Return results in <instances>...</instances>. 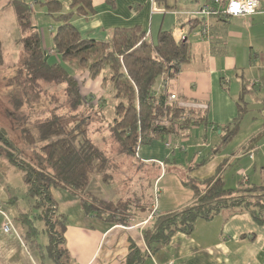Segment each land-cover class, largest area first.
I'll use <instances>...</instances> for the list:
<instances>
[{"label":"trees","instance_id":"1","mask_svg":"<svg viewBox=\"0 0 264 264\" xmlns=\"http://www.w3.org/2000/svg\"><path fill=\"white\" fill-rule=\"evenodd\" d=\"M166 1L154 0V4L164 6ZM68 2V11L65 12L60 0H14L22 33L21 58L16 73L8 80L9 87L26 97L33 90L37 91V86L42 83L64 85L67 104L72 111H79L87 101L91 102L93 111L96 109L94 96L86 99L82 96L76 74H85L92 81L101 78V84L110 88L115 101V116L110 125L113 143L118 146L120 154L134 158L143 167H151L155 175L154 183L149 186L152 189L161 168L141 162L138 150L153 142L164 143L166 147L168 142L174 144L188 137L193 129L210 125L208 110L202 112L179 107L177 102L169 100L172 93L164 87L168 81L177 79L191 62L192 46L186 38L177 40L173 31H161L157 40L151 42L140 27L115 29L106 41L84 38L72 21L76 17L94 15L93 0ZM35 5L45 7L47 15L58 24L56 31L50 29L54 44L51 50L45 49L42 36L33 23ZM207 5L215 7L213 0H207ZM196 17L190 22L191 30L199 28L203 22ZM230 18L220 14L210 20L226 21ZM50 56L59 59L51 63ZM3 63L4 48L0 39V68ZM237 106L233 123L221 129L220 144L207 157L191 164L192 169L205 165L234 138L247 113L242 97ZM104 107L105 104L99 106L95 113L102 114ZM76 118L51 110L34 126L21 129V145H41L32 163L27 162L23 149L0 126V176L6 181L9 172H21L25 197L30 203L27 209L22 208L18 189L7 184L9 203L20 209L18 221L25 244L41 260L49 258L54 264H70L71 257L66 246L67 219L58 211L53 190L70 193L79 201L87 217L110 226L128 227L137 215H148L156 205L154 188L149 195L134 193V198L117 202L91 193L94 176L109 184V178L113 177L111 159L88 136L87 119ZM189 175L181 181L193 192L194 202L178 211L154 217L142 232L146 250L131 242L123 264H144L169 245L176 234L192 235L200 221H211L223 211L248 213L256 224L264 225L263 185H249L246 177L240 188L231 189L227 188L222 177L201 181ZM41 231L48 237L46 245L39 241Z\"/></svg>","mask_w":264,"mask_h":264},{"label":"crops","instance_id":"2","mask_svg":"<svg viewBox=\"0 0 264 264\" xmlns=\"http://www.w3.org/2000/svg\"><path fill=\"white\" fill-rule=\"evenodd\" d=\"M60 1L67 9L64 11H68V0ZM258 1L259 9L252 16L210 20L208 38L198 33L199 28L191 30L190 25L207 0H167L164 6L151 0H93L94 15L73 19L84 38L96 41L109 40L118 28L140 27L151 42L157 40L161 31H173L176 37L178 29H183L193 58L177 79L166 83V89L181 101L207 103L210 125L197 127L203 129L195 130V142L181 138L186 163L175 158L171 161L172 154L161 142L138 150L141 162L161 170L154 184L155 208L148 215H137L128 227L89 218L70 193L53 190L58 211L67 219L65 236L70 264H123L131 242L146 250L142 232L154 217L194 202L193 192L181 181L188 174L201 181L219 176L226 185L233 180L235 187L231 189L240 188L244 176L249 185L264 186V0ZM51 36V43L44 46L46 50L54 48L52 33ZM241 97L247 113L234 138L205 165L192 169L191 164L207 157L220 144L221 129L237 117ZM154 144L162 146L155 150ZM191 150L192 158L188 155ZM234 166L237 178L227 174ZM7 178L2 181L0 176V264H43L40 256L25 244L18 221L20 209L9 203L6 187L13 184ZM13 186L19 192V187ZM25 198L24 194L21 200ZM23 204L20 203L22 208L29 207L26 202ZM7 222L11 223L10 233L3 231ZM144 264H264V225L256 224L248 213L223 211L211 221H200L192 235L176 234L169 245Z\"/></svg>","mask_w":264,"mask_h":264},{"label":"rangeland","instance_id":"3","mask_svg":"<svg viewBox=\"0 0 264 264\" xmlns=\"http://www.w3.org/2000/svg\"><path fill=\"white\" fill-rule=\"evenodd\" d=\"M13 2L14 0H0V39L5 51L4 63L0 68V126L5 128L12 140L19 145V148L23 149V157L27 160V162L32 163L34 161V155L39 151L41 145H21L20 137L21 129L23 127L34 126L39 119L43 120L44 117L47 116L48 111L51 110H56L60 114L64 115L70 114L77 116V118L81 117V119L86 118L88 123V136L110 157V172L113 174V177L109 178V184H104L100 177L94 176L90 185L91 193L98 198L115 200L116 202L127 198H134V193H137L140 196H143L144 194H151L154 186L152 189L149 186L150 183H154L155 179V175L151 172V167H143L134 158L120 154L118 146L113 143L110 125L115 116V101L112 98L113 93L110 88L101 84V78L97 81H92L85 74H76L77 80L81 83L82 96L86 99L93 95V105H96V109H99V106L105 104L102 114L95 113L96 109L92 111L91 102L89 101H87L84 107H82L79 111H72L67 104L64 85L42 83L37 86V91L33 90L32 93L26 97L18 93L16 94L11 90L8 80L11 79V77L16 73L18 66H20V40L22 38ZM64 9L67 10L66 7ZM33 12V23L43 38L44 46L49 45L51 43L50 39L52 38L50 29L52 27L57 29L58 24L54 19L47 15L46 8L41 5H35ZM58 59L59 58L55 56L49 57V61L51 63L58 61ZM17 104L20 106L18 105V107H15ZM202 129L203 128L193 129L187 137L189 142L191 140L192 142H195V130L201 131ZM33 132L36 134V131ZM162 144L164 148L165 144ZM188 144H186V146ZM183 145H185L184 140L179 139L172 144L170 149H168V151L172 154L171 161L175 158L178 159V161L186 163L185 159L187 158V154L181 149L184 147ZM159 146L162 145H153L155 150H159ZM192 153V150L188 151V155H190L191 158L193 156ZM236 169V166L232 167L228 170L227 174H233L235 177ZM7 179L11 184L19 187V196L24 198L25 186L23 174L18 171H12L8 175ZM234 185L233 180L227 181V188H234ZM132 201L137 202V199H132ZM24 202H26V205H30L26 198L21 200L20 203L24 205ZM38 225L39 224H37V226ZM41 233L39 241L41 244L46 245L48 237L43 234L42 231ZM42 261L43 264H54L51 260H49V258H44Z\"/></svg>","mask_w":264,"mask_h":264},{"label":"built area","instance_id":"4","mask_svg":"<svg viewBox=\"0 0 264 264\" xmlns=\"http://www.w3.org/2000/svg\"><path fill=\"white\" fill-rule=\"evenodd\" d=\"M154 2V0H151ZM215 7L203 6L196 14L199 16L203 22L198 29V33L203 37H210V19L216 17L217 15H224L227 17L238 18V17H248L256 14L259 9L258 0H213ZM184 30L178 29L176 39H184ZM166 88V86L164 85ZM169 100L172 102H177L178 106L184 109H196L202 112L209 110V105L207 103H194V102H184L180 100V97L176 94H171ZM170 142L166 144V148H171ZM246 180V176H244ZM3 231L5 233H10L12 231L11 223L7 222L3 225Z\"/></svg>","mask_w":264,"mask_h":264},{"label":"water","instance_id":"5","mask_svg":"<svg viewBox=\"0 0 264 264\" xmlns=\"http://www.w3.org/2000/svg\"><path fill=\"white\" fill-rule=\"evenodd\" d=\"M46 59H48V58H46Z\"/></svg>","mask_w":264,"mask_h":264}]
</instances>
